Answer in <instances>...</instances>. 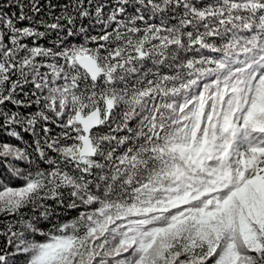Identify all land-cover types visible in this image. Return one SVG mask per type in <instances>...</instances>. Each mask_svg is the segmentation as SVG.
I'll use <instances>...</instances> for the list:
<instances>
[{
    "label": "snow or ice",
    "instance_id": "obj_1",
    "mask_svg": "<svg viewBox=\"0 0 264 264\" xmlns=\"http://www.w3.org/2000/svg\"><path fill=\"white\" fill-rule=\"evenodd\" d=\"M0 264H264V0H0Z\"/></svg>",
    "mask_w": 264,
    "mask_h": 264
}]
</instances>
